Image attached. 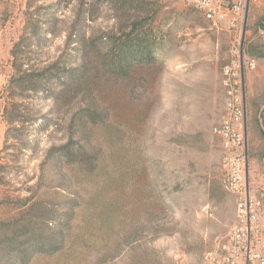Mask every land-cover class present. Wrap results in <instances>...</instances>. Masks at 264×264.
I'll list each match as a JSON object with an SVG mask.
<instances>
[{"label": "rangeland", "instance_id": "1", "mask_svg": "<svg viewBox=\"0 0 264 264\" xmlns=\"http://www.w3.org/2000/svg\"><path fill=\"white\" fill-rule=\"evenodd\" d=\"M235 1L247 9L229 26L182 0H0V199L39 186L61 214L73 208L63 248L26 264H205L237 216L214 131L230 79L242 83L247 105L249 189L264 200V0ZM142 17L152 22L157 61L124 79L86 63L98 115L83 128L72 121L81 97L57 103L56 85L11 82L27 67L85 63L90 40L104 52L101 36ZM250 56L255 68L244 64ZM70 134L82 151L53 160Z\"/></svg>", "mask_w": 264, "mask_h": 264}, {"label": "trees", "instance_id": "2", "mask_svg": "<svg viewBox=\"0 0 264 264\" xmlns=\"http://www.w3.org/2000/svg\"><path fill=\"white\" fill-rule=\"evenodd\" d=\"M130 1L134 3L139 0ZM147 23L150 28L146 27ZM149 30L151 33L154 31L148 18H135L129 30H121L118 36L105 34L100 37L104 52L98 49L94 39L90 40L89 49L82 50L85 63L68 67L64 72L57 64L41 72H33L27 67L23 70L25 75L11 82L27 90L44 89L46 83L56 85L51 97L57 103L68 98L76 101L81 97V106L72 121L83 128L85 123L95 122L98 115L94 102L88 98L89 84L96 72H92L86 63L97 60L109 71L104 72L106 75L118 79L128 78L136 73L130 70L157 61L154 52L157 40L149 35ZM61 73L64 75L61 76ZM83 101L88 104H82ZM18 120L9 119L10 122ZM77 144L74 143V134H70L69 139L57 148L53 160L75 159L83 149L79 142ZM39 189V186L32 189L26 197L0 199V208L9 209L8 213L0 216V264H26L39 253H54L63 248L65 228L62 223L71 220L73 208L68 207L61 214L46 203Z\"/></svg>", "mask_w": 264, "mask_h": 264}, {"label": "built area", "instance_id": "3", "mask_svg": "<svg viewBox=\"0 0 264 264\" xmlns=\"http://www.w3.org/2000/svg\"><path fill=\"white\" fill-rule=\"evenodd\" d=\"M215 24L233 26L247 9L243 1L182 0ZM257 66L255 57L244 62ZM229 72V68H227ZM225 112L215 133L222 139L224 172L221 183L237 195V216L227 240L205 256V264H264V200L251 193L247 181V105L242 83L230 79Z\"/></svg>", "mask_w": 264, "mask_h": 264}]
</instances>
